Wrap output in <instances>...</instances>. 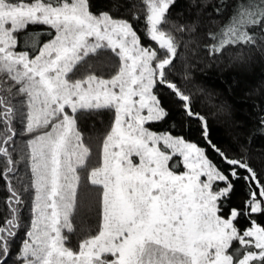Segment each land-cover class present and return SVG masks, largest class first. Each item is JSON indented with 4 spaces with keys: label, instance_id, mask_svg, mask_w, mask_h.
<instances>
[{
    "label": "snow or ice",
    "instance_id": "1",
    "mask_svg": "<svg viewBox=\"0 0 264 264\" xmlns=\"http://www.w3.org/2000/svg\"><path fill=\"white\" fill-rule=\"evenodd\" d=\"M175 3L142 0V38L139 15L95 0H0V264H264V171L212 139L173 78L198 31L171 23ZM231 3L207 33L211 57L264 45V0ZM102 55L116 62L107 76L93 70ZM165 96L202 144L151 129L170 116ZM102 115L94 153L81 118ZM84 193L94 229L76 227Z\"/></svg>",
    "mask_w": 264,
    "mask_h": 264
},
{
    "label": "trees",
    "instance_id": "2",
    "mask_svg": "<svg viewBox=\"0 0 264 264\" xmlns=\"http://www.w3.org/2000/svg\"><path fill=\"white\" fill-rule=\"evenodd\" d=\"M205 2L208 7L199 11L193 6L196 0H176L170 9L171 23L192 22L198 26V31L185 34L181 42L180 58L176 61L173 78L191 94L196 111L207 117L212 139L221 143L230 154L247 156L259 173L264 171V128L257 124L259 117L264 114V45L252 49L227 48L221 55L209 56L206 46L211 41L207 33L218 31L229 16L232 3L229 0L228 10L217 16L212 11L217 0ZM95 3L98 7L110 8L114 15L125 18H130L135 12L141 17L137 30L143 38L142 0H95ZM130 5L135 7L128 10ZM43 39L48 37L44 36ZM101 59L102 63L94 64L93 70L98 74L110 75L115 70V59L109 55H102ZM185 68L191 75L182 81L181 74ZM164 99L170 116L163 122L150 125L151 129L156 132H172L174 135L184 134L188 139L202 144L197 124L192 122V131L189 132L188 122L178 114L180 110L176 103L167 96ZM109 123L107 115L81 118L85 135L92 137L90 144L94 153ZM242 196L243 192L238 191L237 203ZM2 198L3 192L0 190V210L3 209ZM90 200H94V195L82 194L81 209L76 219L78 229H94L95 215ZM22 237L23 232L17 239V244ZM77 242V237L73 236L72 244L76 245Z\"/></svg>",
    "mask_w": 264,
    "mask_h": 264
}]
</instances>
